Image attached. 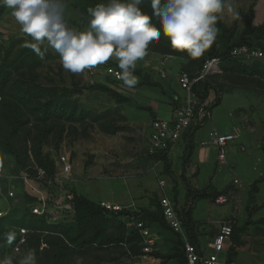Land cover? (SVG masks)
I'll list each match as a JSON object with an SVG mask.
<instances>
[{
	"label": "rangeland",
	"instance_id": "obj_1",
	"mask_svg": "<svg viewBox=\"0 0 264 264\" xmlns=\"http://www.w3.org/2000/svg\"><path fill=\"white\" fill-rule=\"evenodd\" d=\"M78 1L81 0H66L67 19L79 18L75 8ZM253 1L229 0L238 15L243 11V20L249 17ZM256 5L255 23L260 24L264 22V0H257ZM229 13L230 18L237 16ZM243 24L240 21L239 27ZM72 28L85 30L87 26ZM31 42V37L20 30L11 15V9L7 8L0 15V68L4 64L11 72L12 78L20 81L25 90H29L30 96L33 97L32 105H37L38 114L27 115V123L11 138L14 153L4 151L0 145V209L11 211L14 208L19 216L32 220L35 216L25 209L28 196L42 194L48 197L51 191L58 200H62L63 193L72 188L96 201L117 202L128 207H135L127 203L135 198L136 207L145 208L152 196L167 194L176 181L179 183L183 142H180L172 153L174 176H163L167 173L164 170L161 174L163 167L160 165V177L156 176L154 171H150L154 161L148 156L150 128L144 123L149 120L148 115L146 114L144 120L134 112L133 115L131 113L132 108L134 111L135 108L141 109L142 100L139 102L140 107H135L129 102L120 104L106 92L87 88L96 82H107L102 68L108 62L113 63L112 58L93 66L94 74H91L90 69H84L80 73L65 70L59 54L50 47L43 59L38 56L37 66L31 61V64L24 65L14 63L11 59L14 60L17 53L28 47ZM7 50L10 51L9 56ZM30 52L34 51L30 48L26 55H32ZM255 61L257 60H247L248 63ZM260 76L254 77L261 79V82H256L252 76L233 71L223 72L212 78L215 83L235 90L233 89V93H223V105L214 107L213 116L197 132V145L192 155V168L196 172L199 169L198 174L190 179L192 186L204 187L216 172L215 182L221 185L220 189L223 190L216 199L201 198L195 201L194 217L201 221L209 220L207 226H204V233L207 235H213V230L215 233L225 222L234 228L242 229L238 232L243 245L240 247L242 253L237 258V264H256L252 255L255 261L264 262V228L260 229L258 226V221L264 220V204L261 207L259 205L264 198V181L258 184L260 189L257 194L251 191L254 181L264 175V76ZM140 79L142 80V77ZM111 85L118 87L121 92L125 90L123 95L131 97V94H138L144 97L143 100H151L157 93V87L151 85H147L143 92L133 91L126 86L123 88L122 80ZM75 86L82 88V91H72ZM211 96L213 98V92ZM47 100L63 101L67 106V116L74 107L72 103L75 102V117L47 118L48 114L44 113ZM240 107L244 108L238 109ZM24 111L22 106L21 115ZM106 125H112L114 128L106 131ZM236 125L242 130L244 141H230L226 147L227 162L218 164V150L212 144L201 145L199 141L209 140V132L213 129L225 134L232 132ZM8 127L7 122L0 117L1 140L2 136L13 135ZM42 130L46 131L44 135L41 134ZM38 148L41 150L42 159L54 164V174L50 177L46 173V182L53 185L24 178V175H29V172H33L38 166ZM61 155L68 156L72 162L71 181L63 178L56 180L55 173L61 170L57 163ZM147 175L149 178L145 177ZM159 178L166 180L169 189L167 192L160 188L159 192L155 193V190L151 189L157 187ZM13 185L15 197L11 198L8 191ZM258 197L261 200H258ZM180 198L181 200H176L177 208L182 207L183 193ZM210 204L214 205L213 209H210ZM76 215L75 209L69 211L60 208L53 211L47 219L54 223L51 225L58 223L60 227L39 234L42 244L45 243L43 248L42 244L40 247L25 245L24 248L15 250L13 242L11 245L7 243L5 234L11 231L16 235L17 230L8 222L0 233V260L8 256L19 259L28 251H32L35 253L37 264H181L183 261V237L169 228L156 223L150 225L155 243L151 250L146 251L145 247L138 243V237L131 230L134 226L127 217L107 212L103 216L93 218L92 224V220L88 219L87 222H90H86L80 232ZM66 233L74 237L80 233L78 242L83 238L92 241L84 246H76V243L71 244L68 241ZM107 237H114L116 241L103 243V239Z\"/></svg>",
	"mask_w": 264,
	"mask_h": 264
},
{
	"label": "trees",
	"instance_id": "obj_2",
	"mask_svg": "<svg viewBox=\"0 0 264 264\" xmlns=\"http://www.w3.org/2000/svg\"><path fill=\"white\" fill-rule=\"evenodd\" d=\"M100 3H107V0H81L75 4V8L79 14L78 19H67V22L70 27H78V26H88L89 20L91 17L88 14V9L95 7L97 4ZM257 0H254L250 6V15L246 21V25L243 28L239 27V21L243 18L244 14L243 11L239 13V15L235 18L233 24L228 26L226 22L222 19L221 15L217 22V27L219 28V33L217 36L216 41L214 44L205 52V54L200 57L199 59H192L190 58L186 52H180L174 50L167 37L161 36V39L153 44L149 45L148 50L158 51L163 55L169 56H177V57H185L189 59L187 66L184 68V71L188 72L191 77H195L197 72L201 69L204 62L212 57H219L222 60V69L223 72H238L242 75H249L252 76L253 80L256 82H261V79H255L254 77L260 75L264 76V63L261 61H255L254 63H248L247 60L245 61L241 57H235L232 55V50L238 46L248 45L250 47L260 48L264 50V23L259 25H254L253 20L255 17L254 8L256 6ZM142 10L145 14L152 16V9L150 7L149 0H144V3L141 5ZM6 7H0V15L6 11ZM156 27L159 28L158 18L153 17L151 21ZM2 49L0 45V50ZM30 50L29 47H25L17 53L15 59H11L14 63L18 65L24 64H31L33 62L34 66H37L39 63L38 56L35 52H30L32 55H26ZM8 56H9V50ZM29 57V58H28ZM4 60L6 57L3 58ZM28 60V62H27ZM107 67H113L116 69L118 68V62L112 63L108 62L106 64ZM104 67V66H103ZM103 69V68H102ZM136 73L142 75L140 70H136ZM215 75L208 77L207 79L200 80L195 83L194 85V92L196 96L200 99V101L208 100L210 97L211 92L214 93V98L208 103L207 108L211 111L214 107L219 105L222 101V91L224 86L222 84L215 83L212 79ZM107 82H96L91 85H88L90 89L100 90L102 92L108 93L111 97H113L118 103L129 102L131 100L130 97L123 95V93L119 92L118 89L111 86V83H118L119 79H116L112 75H106ZM143 81L141 84H147L155 87H159V84L152 81L150 77L144 75ZM251 78V81H253ZM120 81V80H119ZM72 91H82V88L79 86H75ZM36 95L34 94V97ZM33 97L30 96L29 90H25L23 84L20 81H16L12 78V74L9 70H7L4 64L0 68V117L2 120H5L9 125L8 130L13 135L2 136V140L0 139V145L3 147L4 151L9 153H14V150L11 146V138L18 133L21 126L27 123V115L29 114H38L37 108L32 105ZM73 108L69 111V116L66 115V104L63 101H53L47 100L44 105V113L48 114L47 118H62V117H75L76 112V103L73 102ZM179 105V103H175L174 106ZM24 106L25 111L23 115H21V108ZM52 111V112H51ZM207 119H205L201 124L195 126H189L185 132L183 133L182 142H183V149L181 154V174L179 176V180L181 183L186 187L185 198L186 202L184 206L177 208V199H178V190L177 184L174 186L175 195H173L172 200L176 205V209L180 215L182 225L184 227L185 233L187 234L188 239L196 245L198 248L201 247L200 240L198 239L195 233V219L193 217V211L195 208V201L200 198H210L216 199L220 196L223 190H218L217 187L212 183L210 179L208 183L204 187H194L187 179L186 172L187 168L191 163V156L193 154V150L195 148V134L196 132L202 127ZM108 130L113 129L112 125L104 126ZM53 130V128L51 127ZM48 130V129H47ZM76 130V129H75ZM50 131V130H49ZM45 130L41 131V134H45ZM112 132V131H109ZM115 132V131H114ZM1 136V133H0ZM37 157L36 162L38 163L36 168H42L45 170L46 173L50 175V177L54 174V164L49 161H44L42 159L41 150L38 148L36 150ZM152 159H162L164 162V170L167 174L174 176L172 170V161L171 155L166 152H159L157 154H150L148 153ZM34 169L33 172H29L31 177L36 176L37 169ZM29 171V170H28ZM176 179V178H175ZM264 180V176L254 181L253 186L251 187V191L258 192L259 187L258 184ZM257 186V187H256ZM73 192V209L76 210V220H78V228L80 227V232H82V228L86 224L88 219H91L92 222L88 221L87 223H94L93 218H97L99 216H103L105 213H116L120 216H125L130 220H133L132 217L135 218L136 221H143L145 226L151 229L152 224H158L159 226L166 227L171 229L175 234L180 233L176 232L166 221L164 216L163 208L160 204V200L158 196H153L151 199L152 205L154 206L153 209L150 208H137L138 210L135 211L133 208L125 206V208L121 211H111L106 209L101 205V201H95L91 199L88 195L84 193L77 192L76 189H71ZM28 200L25 203V209L30 211V214L33 215L32 220H26V216L21 217L16 212V209H12L8 211L7 215L0 219V233L4 230L3 228L8 225V222L11 224L13 228L17 230L16 238L13 241V246L17 244L18 238L20 236V227H26L30 229V233L27 239V245H36L41 246L42 240L39 238V234L43 232H49L48 230L58 229L60 226L58 223L56 225H51L54 223H50L48 221L47 215H37L32 212L31 204L38 200L37 196L31 197L28 196ZM31 197V198H30ZM30 199V200H29ZM122 205V204H121ZM15 214V215H14ZM15 217H14V216ZM95 221V220H94ZM259 220L258 222H260ZM83 226V227H82ZM134 227L131 229L135 232V235L138 237V243L145 247L144 238L142 237L139 229L133 225ZM233 227V226H232ZM244 229V228H243ZM242 230L241 228H234L232 233V244L228 252H227V259L229 262L234 261L235 257L238 254L237 248L243 244L242 239L239 236V231ZM152 233V232H151ZM67 239L71 244H75L76 246H84L85 244L91 242L89 238L79 239V235L74 237L69 233H66ZM116 239L114 237H107L103 239V243L110 244L114 243ZM183 246L184 240L182 238ZM181 264H187V259L185 256V249H184V258Z\"/></svg>",
	"mask_w": 264,
	"mask_h": 264
},
{
	"label": "clouds",
	"instance_id": "obj_3",
	"mask_svg": "<svg viewBox=\"0 0 264 264\" xmlns=\"http://www.w3.org/2000/svg\"><path fill=\"white\" fill-rule=\"evenodd\" d=\"M143 3L144 0H107L97 4L88 9L91 19L85 30L69 26L66 0H0V7L11 9L20 30L31 37L27 46L41 59L50 47L59 54L65 70L80 73L115 57L120 69L118 78L127 88L137 85V61L162 35L174 50L199 59L216 41L217 22L225 9L238 16L229 0H149L151 17L142 10ZM153 17L158 18L159 28L151 22ZM5 237L11 245L16 235L9 231ZM0 264L37 261L35 253L28 251L19 259L8 256Z\"/></svg>",
	"mask_w": 264,
	"mask_h": 264
},
{
	"label": "built area",
	"instance_id": "obj_4",
	"mask_svg": "<svg viewBox=\"0 0 264 264\" xmlns=\"http://www.w3.org/2000/svg\"><path fill=\"white\" fill-rule=\"evenodd\" d=\"M232 55L235 57L245 58L247 60H264V50L260 48L250 47L248 45H242L234 48L232 50ZM91 74H94V67L89 68ZM222 60L219 57H212L207 59L202 65L201 69L197 72L195 77H191L186 71H182L178 77V83L182 90H184V98L179 101V105L174 106L169 117H155L152 119L149 128L150 133H148L149 139V149L148 153L157 154L159 152H166L172 155L176 146L182 142L183 133L189 126H195L201 124L205 119L211 116V111L207 108L208 102L200 101L194 92V85L200 80L207 79L212 75L222 73ZM103 72L105 75H112L116 79L118 78V73L120 69L113 67H103ZM121 80V79H119ZM210 138L212 142L219 148V157L224 159L226 156V147L228 143L235 139L236 135L233 133L221 134L217 130H211ZM160 161V160H159ZM58 165L61 166V170L56 175V180L63 178L67 180H72V162L70 158L66 155H61L57 161ZM27 180L29 178L37 180L39 183L43 181L46 182V172L42 168H37L36 176L31 177L30 175H24ZM49 185L50 182H46ZM161 187L164 189V180L161 181ZM50 187V186H48ZM9 197H15V186L13 185L8 191ZM48 197H44L42 194L37 195L38 200L31 204L32 212L37 215H47L51 216L52 212L56 209L65 208L66 210H73V192L71 190H66L63 193L62 200L54 196L53 192H49ZM160 204L164 211V216L167 223L178 233L181 234L184 240L185 256L187 259V264H235L234 261L229 262L227 259V252L230 248L232 241L233 227L229 223H224L219 228L218 232L213 236L211 241L206 247H197L188 239L185 233L184 227L180 215L176 209V205L172 200L171 196L167 193L159 196ZM101 205L111 211H121L125 208L124 205L111 203L109 201H101ZM130 207V206H129ZM133 210L137 211L136 207H131ZM8 211L0 209V219L7 215ZM131 225H135L142 237L144 238L145 250L149 251L152 249L155 239L153 234L145 223L141 220L136 221L132 217ZM20 236L18 238L17 244L15 245V250H20L27 245L28 235L30 229L26 227H20ZM45 243L42 244V247Z\"/></svg>",
	"mask_w": 264,
	"mask_h": 264
},
{
	"label": "crops",
	"instance_id": "obj_5",
	"mask_svg": "<svg viewBox=\"0 0 264 264\" xmlns=\"http://www.w3.org/2000/svg\"><path fill=\"white\" fill-rule=\"evenodd\" d=\"M255 8H257V5L255 6ZM255 8H254V10H255ZM229 14L230 13L227 11V9H225L224 13L221 14V17L226 22V24L228 26H231L237 16L235 18L234 17L233 18H230L229 17ZM247 19L246 20H243V18H242L240 20V21H242L244 23L242 25V27H240V28H243L246 25L245 22L247 21ZM255 19H256V16L254 17L253 24L254 25H259V24H256L255 23ZM230 21H232V22H230ZM240 21H239V23H240ZM112 59L114 60L113 63H117L118 62L115 57H112ZM188 61H189V59H187L185 57H177V56L163 55L162 53H160L158 51H153V50H148L147 51V55L142 60H138L137 61V65H136L135 71L136 70H140L142 72V75L139 74V73H136L134 71V75L138 78L137 85H139V87H133L132 90L133 91H137V92H138V90L140 92H143L145 90V88L147 87V84H143V85L140 84L143 81V76L144 75L150 77V79L152 81H154V82H156V83L159 84V87L155 88V90H157V93L154 94V96H152V99L151 100H148V99L143 100L144 97H141V95L138 96V94H131V97L128 96V97L131 98V100L129 101V103H132L135 107L136 106L140 107L141 106V103H139V102H141V100H142L143 106L140 107L141 109L135 108V111H134V109L132 108V112L131 113L133 115V112H134L135 114H137L136 116H138V117L140 116L144 120L146 119V114H147L148 115V118L147 119H149V120H145L144 121V123H147L146 124V127H148V125H150L152 119L155 118V117H158V116H160V117H169L171 115V112H172V109H173L175 103H177V102L179 103V101H181L184 98L185 93H184V90L181 89V87H180V85L178 83V77H179L180 73L182 71H184V68L188 64ZM261 62L264 63V60H262ZM174 75L177 76L176 79L174 78L175 77ZM141 77H142V80L140 79ZM172 80H174V81H172ZM101 82H103V81H101ZM223 86H224V89L222 91V101L219 104V106L223 105V103H224V94H223L224 92H228V93H233L234 92L233 91L234 88H229V86H226V85H223ZM153 87H155V86H153ZM116 88L118 89V87H116ZM123 88H125V85L123 86ZM124 91H122V92H124ZM119 92H121V91H119ZM211 95H212V92L210 94L209 99L206 100L208 103L214 98V93H213V98H212ZM241 96H242V94H241ZM243 108L244 107H240L238 109H243ZM144 112H146V113H144ZM213 112H214V108L211 110V116L207 120H209L213 116ZM197 132L195 134V148H196V145H197V141H196ZM227 133H233L235 135L237 134L238 136H236L235 139H240L241 142L243 143L244 138H242V137H244V134H242V130H240V128H239L238 125H236L235 129L232 130V132H227ZM209 137H210V135H209ZM235 139H233V140H235ZM199 143L201 145L212 144L215 147V149L218 150V162H217L218 164H225L227 162V155L225 156L224 159H221L219 157V148L212 142L211 138L209 140H207V141L201 139L199 141ZM195 148H194V150H195ZM194 150H193V152H194ZM171 159H173L172 155H171ZM153 161L154 162H152L153 164L150 167L151 168L150 171H154L155 174H156V176H159L160 177V174H159V172H160L159 165H160V167L161 166L163 167L161 169V174H162L163 171H164V162H163L162 159H153ZM180 163H181V161H180ZM180 166H181V164H180ZM192 167L193 166H192V156H191V163L188 166L187 172H186V176H187V179H188L189 182H190V179L193 178L194 175L196 176L198 174V172H199V169L196 172ZM157 169H158V171H157ZM180 174H181V170L179 171V176H180ZM215 175H216V172H215V174L212 175L211 178H209V180L211 179L212 180V183L217 187L218 190L221 191L222 190V189H220V186L221 185H218L215 182V177H216ZM163 176H170V175L169 174L168 175L167 174H163ZM263 176L264 175H261L259 178H262ZM145 177L149 178L148 175L145 176ZM178 179H179V177H178ZM150 180H152V179H150ZM162 180H164V183L166 182V180L164 178H159L158 179L157 187L151 188V189L155 190V193L159 192L160 188H162L161 185H160ZM236 180L239 181L238 179H236ZM165 184H166V186H164V190L167 192V190H169L168 189V186H167V182ZM190 184H191V182H190ZM177 186H178L177 187V190H178V199L179 200H181L180 197H181L182 193L184 194L183 202L181 201L182 206H184V204L186 202V198H185L186 187L181 183L180 180H179V183H178ZM174 192H175V189H174V186H173L172 188H170V190L167 193L171 197H173V195H175ZM258 192H259V190H258ZM258 192H256V194ZM155 193H154V195H156ZM134 200H135V198H133L132 201L130 200V202H127V203H131L129 205H134L136 207V205L134 204ZM258 200H261V198L258 197ZM262 200H263V202L261 201L262 203L259 204L260 207L264 204V198ZM122 203H124V202H122ZM116 204H117V202H116ZM147 204L148 205H146L147 207H145V208H150V209H153L154 208V206L152 205L151 199L149 200V202ZM213 208H214V205L210 204V209H213ZM193 217H194V211H193ZM194 219H195V233H196L198 239L200 240V245L202 247H206L207 244L209 243V241H211V239L218 232V230H219V228L221 226L215 231V233H214V230H213V235H207L206 233H204V226H207L209 220H207V221H201V220L196 219L195 217H194ZM211 219H213V218H211ZM225 223H228V222H225ZM243 226L245 228V223H244ZM258 226L260 227V229H263L264 228V220L263 219L260 222H258ZM231 245H232V241H231ZM242 245L237 248L238 254H237V256L235 257V260H234L235 264L238 263L237 262V258L242 253V251H240V249H242V248H240V247H242ZM254 258L255 257H253V255H252V259H253V262L254 263H256V264H264V262H257V261H255Z\"/></svg>",
	"mask_w": 264,
	"mask_h": 264
}]
</instances>
